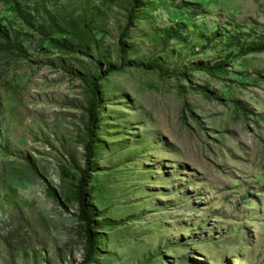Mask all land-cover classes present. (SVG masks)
Instances as JSON below:
<instances>
[{
    "label": "rangeland",
    "instance_id": "rangeland-1",
    "mask_svg": "<svg viewBox=\"0 0 264 264\" xmlns=\"http://www.w3.org/2000/svg\"><path fill=\"white\" fill-rule=\"evenodd\" d=\"M21 3L0 1V264H264V51L240 49L264 0H139L129 24L131 0Z\"/></svg>",
    "mask_w": 264,
    "mask_h": 264
},
{
    "label": "trees",
    "instance_id": "trees-1",
    "mask_svg": "<svg viewBox=\"0 0 264 264\" xmlns=\"http://www.w3.org/2000/svg\"><path fill=\"white\" fill-rule=\"evenodd\" d=\"M3 4H5L8 7V10L11 11L14 16H16L17 18L21 19V20H26L28 19L30 21L31 19V12L35 11L38 9V7L32 6L31 8H29L27 5H23L21 3V0H0ZM139 0H131V7L127 13V17H126V21L127 24L131 23L132 21L135 20V14H134V7L135 4L138 2ZM127 29V28H126ZM124 29L120 32L119 38H118V43H119V53H120V58L125 60L126 57V53L128 51V48L126 47L125 43V38L128 37V33L127 30ZM4 37L6 38L5 41L6 43L9 42V39L7 38V35L4 33ZM52 43H58V39L57 38H50ZM240 49L242 52H250V51H264V30L259 32L258 34H256L255 36H252L248 41H244L243 43H241L240 45ZM136 63V65L141 66L142 62H134ZM148 66H154L153 63L148 62L147 63ZM113 69H115L112 66H106L103 69V72H101L102 74H108L110 72L113 71ZM202 70L205 71L207 73H216V72H222L223 69L221 66L219 65H206V64H192L190 66H188L185 70H183L182 72H180L181 75L186 76L189 74L190 71L192 70ZM100 71H98V75L97 77H100L101 75ZM94 92V102H93V108L94 110L96 109V104H97V96L95 95V91ZM236 105L238 108H240L244 113L245 112H250L249 109H247V107L245 105H243L241 102L235 101ZM93 118V115H92ZM90 146V144H89ZM88 146V147H89ZM84 220L89 223V218L84 216Z\"/></svg>",
    "mask_w": 264,
    "mask_h": 264
}]
</instances>
